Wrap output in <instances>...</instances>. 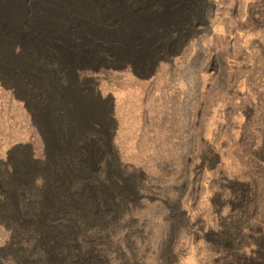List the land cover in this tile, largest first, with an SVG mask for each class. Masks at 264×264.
<instances>
[{
	"label": "rangeland",
	"instance_id": "rangeland-1",
	"mask_svg": "<svg viewBox=\"0 0 264 264\" xmlns=\"http://www.w3.org/2000/svg\"><path fill=\"white\" fill-rule=\"evenodd\" d=\"M2 5L0 254L41 238L71 244L77 264H264V0ZM80 143L97 177L92 159L113 155L106 185L133 193L104 237L56 224L67 195L92 201L59 167Z\"/></svg>",
	"mask_w": 264,
	"mask_h": 264
},
{
	"label": "trees",
	"instance_id": "trees-1",
	"mask_svg": "<svg viewBox=\"0 0 264 264\" xmlns=\"http://www.w3.org/2000/svg\"><path fill=\"white\" fill-rule=\"evenodd\" d=\"M193 4L194 1H185L180 4V7H182V11L184 12L185 10L193 8ZM58 122L61 129V139L63 141L69 140L70 132L68 127L65 125L62 118H59ZM81 146L83 145L80 143L79 148H77L80 155L78 153L76 158H73L69 152L65 151L61 156L59 167L66 170L71 183L72 193L83 195L85 198H92V201L89 202L87 208L76 210L70 202V195H67V200L64 201L62 204L63 207L61 211H59L60 219L56 224L63 225L66 221L65 218H67L73 228L80 223L97 226L100 229H104L102 233V237H104L106 233H111L116 218L125 207L124 202L127 201V198L132 199L133 193L131 192L125 195V197H122L118 191H114V188L108 187V182H111L112 185L118 182L117 177L114 176V171H117L119 166L113 155L101 150L97 157L92 159L93 161L91 164H93V166L96 165L98 167L100 160L103 162V173L97 177L92 172L90 165L85 166L82 164L87 154L83 152ZM262 154H264V149H262ZM107 173H109V176H107ZM7 180L8 178L5 179L7 187L13 189L14 185L12 187ZM118 185H120V183H118ZM107 187L109 191L105 189ZM10 209L11 211L8 210L4 212V215L8 218L14 215V209ZM25 212L26 211H24V213ZM72 218H74V220L70 221ZM180 221L181 219L178 217L174 226L177 227ZM46 222L50 223V220L48 219ZM235 235L236 234L231 233L228 234L223 244L228 245L229 248H233V239H235ZM78 260L77 252L74 251L71 244L56 247L53 243L41 238L33 240L28 249H18L13 255L0 254V264H77V262H79ZM229 264H245V262L242 257L236 256L233 257Z\"/></svg>",
	"mask_w": 264,
	"mask_h": 264
},
{
	"label": "bare ground",
	"instance_id": "bare-ground-1",
	"mask_svg": "<svg viewBox=\"0 0 264 264\" xmlns=\"http://www.w3.org/2000/svg\"><path fill=\"white\" fill-rule=\"evenodd\" d=\"M20 0H3V5H2V9H6V10H10L12 8V6L16 3H19ZM77 116H79V118L83 119V117L86 114H91V109L89 107H87L85 104L83 103H77Z\"/></svg>",
	"mask_w": 264,
	"mask_h": 264
}]
</instances>
